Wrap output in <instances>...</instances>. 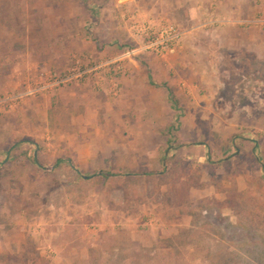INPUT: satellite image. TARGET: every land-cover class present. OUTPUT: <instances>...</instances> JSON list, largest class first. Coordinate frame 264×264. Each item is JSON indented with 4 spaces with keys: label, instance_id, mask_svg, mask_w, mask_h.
<instances>
[{
    "label": "rangeland",
    "instance_id": "obj_1",
    "mask_svg": "<svg viewBox=\"0 0 264 264\" xmlns=\"http://www.w3.org/2000/svg\"><path fill=\"white\" fill-rule=\"evenodd\" d=\"M160 1L0 0V264H264V51L248 44L264 1L223 34L212 13ZM165 23L184 34L166 56L5 102ZM135 63L173 108L122 101Z\"/></svg>",
    "mask_w": 264,
    "mask_h": 264
},
{
    "label": "built area",
    "instance_id": "obj_2",
    "mask_svg": "<svg viewBox=\"0 0 264 264\" xmlns=\"http://www.w3.org/2000/svg\"><path fill=\"white\" fill-rule=\"evenodd\" d=\"M135 37L141 40L138 48L127 49L117 59L99 61L94 64H84L80 59H74L64 71L40 72L30 79L27 88L17 96L6 98L5 102H18L24 98L46 96L56 93L65 87L78 86L89 80H102L105 77L121 73L125 61H132L143 52L166 56L176 50L183 40V32L178 26L165 23L159 27L134 24L131 26ZM116 93V92H115Z\"/></svg>",
    "mask_w": 264,
    "mask_h": 264
},
{
    "label": "crops",
    "instance_id": "obj_3",
    "mask_svg": "<svg viewBox=\"0 0 264 264\" xmlns=\"http://www.w3.org/2000/svg\"><path fill=\"white\" fill-rule=\"evenodd\" d=\"M188 3H191L189 9H191V13L194 12L200 19L206 18L209 16L208 13H212L213 18H215V23L217 24V32L223 34L224 30H226V26L221 24L222 21L236 18V22H241L240 20L244 18V14H252L256 7L251 6V2L253 0H185ZM256 1H264V0H256ZM160 2H164L161 0ZM182 3V1H179ZM184 2V1H183ZM253 9V10H252ZM193 14V13H192ZM249 18V17H248ZM250 21V20H249ZM248 20H244L241 23H248ZM253 21V20H252ZM249 30V29H248ZM255 30L250 32V43L249 46L258 47L259 50L264 51V34H262L261 30L259 33H255ZM263 38V39H262ZM25 39V38H23ZM254 39L255 42H252ZM263 40V41H262ZM22 43V42H21ZM102 59V58H100ZM15 63L13 64V66ZM134 66V68H133ZM132 66L131 74L127 79L122 78V101L130 100L132 107L134 109H142L143 112H149L151 114L160 113L161 108L165 112L168 109H171L173 106L171 103L170 90L167 88V85H163L156 90L153 86L150 85L149 77L144 79L142 75L141 67L137 63ZM24 70V69H23ZM203 81V80H202ZM152 83V82H151ZM179 92L184 96V91H182L181 87ZM173 108V107H172ZM160 109V110H159ZM155 129V128H154ZM162 152L159 151V154Z\"/></svg>",
    "mask_w": 264,
    "mask_h": 264
},
{
    "label": "trees",
    "instance_id": "obj_4",
    "mask_svg": "<svg viewBox=\"0 0 264 264\" xmlns=\"http://www.w3.org/2000/svg\"><path fill=\"white\" fill-rule=\"evenodd\" d=\"M105 177H111V176H113V174H108V173H106V174H103Z\"/></svg>",
    "mask_w": 264,
    "mask_h": 264
}]
</instances>
